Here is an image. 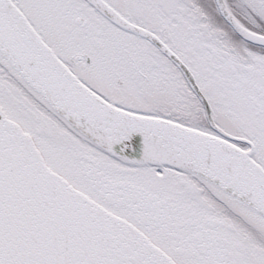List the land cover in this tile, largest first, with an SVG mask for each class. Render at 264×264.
<instances>
[{"label": "snow or ice", "instance_id": "obj_1", "mask_svg": "<svg viewBox=\"0 0 264 264\" xmlns=\"http://www.w3.org/2000/svg\"><path fill=\"white\" fill-rule=\"evenodd\" d=\"M0 264H264V0H0Z\"/></svg>", "mask_w": 264, "mask_h": 264}]
</instances>
